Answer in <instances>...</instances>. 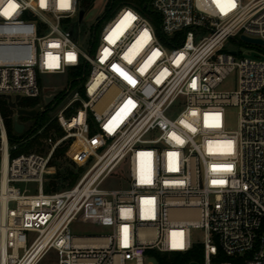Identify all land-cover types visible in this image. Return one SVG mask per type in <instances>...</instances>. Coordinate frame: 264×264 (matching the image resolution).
<instances>
[{"label":"built area","instance_id":"2783aa9c","mask_svg":"<svg viewBox=\"0 0 264 264\" xmlns=\"http://www.w3.org/2000/svg\"><path fill=\"white\" fill-rule=\"evenodd\" d=\"M148 7L155 22L124 6L86 53L80 0H0V98L19 97L17 109L40 116L58 105V90L45 94L41 80L72 78L54 119L63 135L44 141L46 154L13 156L0 113V264H157L152 252L191 254L188 264H264V46L242 41L264 42V0ZM234 43L263 50L240 57ZM232 76L236 91L220 92ZM22 100L38 104L22 109ZM63 147L84 173L48 194ZM117 174L123 188L106 189ZM81 222L111 234L75 236Z\"/></svg>","mask_w":264,"mask_h":264},{"label":"trees","instance_id":"16d2710c","mask_svg":"<svg viewBox=\"0 0 264 264\" xmlns=\"http://www.w3.org/2000/svg\"><path fill=\"white\" fill-rule=\"evenodd\" d=\"M95 2L96 0H83L81 3L82 11L86 14L89 10H92ZM150 4L151 0H110L108 7L109 11H112L116 6H131L141 11L144 15L149 17V19L155 22L157 16L152 11L145 9V6H149ZM74 87L75 85L73 88ZM64 96L65 93H60L61 98ZM37 104L38 101L22 100L19 103V106L22 109H34ZM0 113L5 122L10 143L18 144V150L13 153V156L28 153L45 154L46 148L44 141L50 136L56 135L57 137H61L63 135L57 123L48 118V112L38 116L37 126L32 127L29 131L18 136L15 135L14 131V112L9 107L8 102L2 98H0ZM42 129L43 132L38 134ZM66 151V147L58 149L51 162L50 166L51 168L56 169V174L51 178L49 184L46 186L45 191L48 194L74 187L82 175V169L76 168L68 161L65 155ZM150 255L156 258L157 264H188L192 259L191 254L179 255L152 252Z\"/></svg>","mask_w":264,"mask_h":264},{"label":"rangeland","instance_id":"374dc122","mask_svg":"<svg viewBox=\"0 0 264 264\" xmlns=\"http://www.w3.org/2000/svg\"><path fill=\"white\" fill-rule=\"evenodd\" d=\"M81 3L83 0H80ZM110 0H96L94 8L92 10H89L84 17V21L80 26V31H79V41H80V47L81 49L89 53L90 49L92 48V53H94L100 43V33L102 31V28L109 22L113 20V18L116 16L118 11L124 7V6H116L112 11H109V5ZM96 28V37H95V42L93 43V31L95 29V26L98 24ZM230 49L237 50L239 49L240 52V57H243L244 54L248 52L254 51H259L262 52L263 49H259L257 47L251 46V45H246V44H230L228 46ZM264 51V50H263ZM67 80L72 81V78L70 77H46L41 80V87L45 91V94H49V91L52 90H58V96L59 98L56 100L58 105L55 108H47L46 112L48 115V118L52 121L55 119L56 115L60 111V109L68 102L69 97H60V91L64 88ZM79 84H76L75 87L73 88L74 91L78 90ZM237 88V80L235 76L230 77L221 87H219L220 92H225V93H232L236 91ZM41 116V115H40ZM20 122L25 124L27 129L30 127H35L37 126L38 123V116L36 118H27V117H21ZM227 128L229 131H237L238 129V111L236 108H229L227 110ZM16 136H18L15 133ZM17 138V137H16ZM11 146L18 145L17 143L13 144L10 143ZM46 148V147H45ZM47 152V150H46ZM45 152V154H46ZM84 171L82 170V174ZM124 172L123 169L121 171V176L124 178ZM124 186V185H123ZM121 186V183L118 178V174L116 177L110 179L107 181L105 184V188L108 190H117L119 188H123ZM18 188H20L22 191L27 190L31 194L36 193V185L34 184H23V185H18ZM15 205L11 204V208H14ZM73 234L75 236H108L111 234V229L107 227H99V226H94V225H89L87 223L81 222L80 224L78 223L73 227ZM199 235L198 237H200ZM126 264H135L133 262H128Z\"/></svg>","mask_w":264,"mask_h":264},{"label":"water","instance_id":"95a60500","mask_svg":"<svg viewBox=\"0 0 264 264\" xmlns=\"http://www.w3.org/2000/svg\"><path fill=\"white\" fill-rule=\"evenodd\" d=\"M145 9L149 10V7L146 5ZM84 16L85 13L81 11L79 15V23L83 22ZM78 25L79 24H75L74 29L70 32V35L72 36L73 39H75L78 30ZM242 41L256 46H264V42L260 40H253L246 37H242ZM54 99L55 96L47 97L45 98V102L47 105H49ZM8 100H9V107L11 108V110L16 111V115L14 116V131L17 135H22L25 133V125L21 124L19 122V119L21 117L36 118L39 115V113L37 110L28 111V110L17 109V102L20 100L19 97L16 98V102H12L11 98H9Z\"/></svg>","mask_w":264,"mask_h":264},{"label":"snow or ice","instance_id":"6c2138e0","mask_svg":"<svg viewBox=\"0 0 264 264\" xmlns=\"http://www.w3.org/2000/svg\"><path fill=\"white\" fill-rule=\"evenodd\" d=\"M9 6H10V7H15V5H14V4H10Z\"/></svg>","mask_w":264,"mask_h":264}]
</instances>
